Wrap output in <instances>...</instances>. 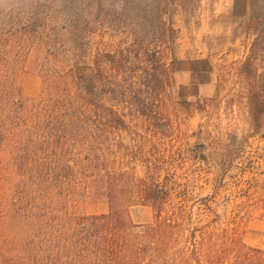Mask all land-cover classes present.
<instances>
[{"label":"rangeland","instance_id":"rangeland-1","mask_svg":"<svg viewBox=\"0 0 264 264\" xmlns=\"http://www.w3.org/2000/svg\"><path fill=\"white\" fill-rule=\"evenodd\" d=\"M145 47H158L166 64L154 111L168 133L127 117L128 128L110 136L108 158L119 161L112 168L122 165L143 178L144 158L153 160L151 151L162 158L159 180L170 187L162 215L180 208L189 229L203 227L202 264H210V244L215 264H232V238L264 247V125H252V84L245 80L264 72V0H0V241L31 227L22 211L28 205L19 206L15 196L30 192L38 173L34 164L18 171L9 165L11 139L34 127L8 110L17 88L23 97H38L45 77L63 75L97 51L129 48L135 67L132 51ZM117 143L130 151L115 155ZM46 195L45 206L59 215L110 210L107 199H64L62 191L36 198ZM117 201L134 225L153 223L150 206Z\"/></svg>","mask_w":264,"mask_h":264},{"label":"trees","instance_id":"trees-1","mask_svg":"<svg viewBox=\"0 0 264 264\" xmlns=\"http://www.w3.org/2000/svg\"><path fill=\"white\" fill-rule=\"evenodd\" d=\"M255 47L256 40L251 51ZM130 52L129 48L97 51L63 75L45 77L38 97H23L17 88L8 110L23 113L34 127L28 135L18 133L11 139L9 165L18 171L34 164L38 173L31 191L15 196L19 206L28 205L22 211L30 217L26 222L31 227L0 241V264H202L207 246L203 227L189 229V219L180 208L162 215L170 190L167 181L159 180L162 158L152 151L153 160L144 158L143 178L122 165L113 169L119 161L108 158L110 136L128 128L129 116L143 118L163 137L169 129L154 111L167 75L161 50L132 51L135 67L129 66ZM245 80L252 84L248 112L253 127L259 129L264 125V72ZM118 105L126 112L119 113ZM114 146L115 155L130 151L122 143ZM130 159H135L134 152ZM8 183L13 187L11 176ZM57 191L70 200L107 199L110 210L79 216L52 213L45 206L50 195L36 196ZM133 196L136 201H131ZM120 197L129 205L150 206L153 223L134 225L117 201ZM212 245L206 257L215 264L218 257ZM232 252V264H264V247L251 248L232 238Z\"/></svg>","mask_w":264,"mask_h":264}]
</instances>
